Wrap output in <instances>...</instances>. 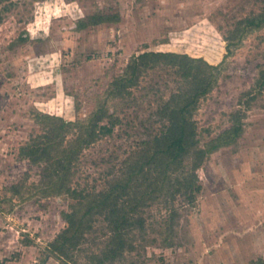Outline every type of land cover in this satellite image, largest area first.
<instances>
[{"label":"rangeland","instance_id":"obj_1","mask_svg":"<svg viewBox=\"0 0 264 264\" xmlns=\"http://www.w3.org/2000/svg\"><path fill=\"white\" fill-rule=\"evenodd\" d=\"M261 12L264 0H0V264H66L49 243L66 228L76 199L42 195L47 164L22 154L51 125L45 116L86 122L104 104L118 120L74 162L70 185L87 193L106 189L141 142L160 132L159 107L185 84L177 66L161 61L129 93L112 94L131 58L150 51L220 65L194 114L201 148L209 150L239 113L244 131L205 157L194 199L160 196L144 207L136 248L107 264L264 258V26L228 53L239 21ZM94 15L115 21L92 25ZM78 134L79 128L68 132L64 146ZM108 236L101 217L71 263L87 264Z\"/></svg>","mask_w":264,"mask_h":264},{"label":"trees","instance_id":"obj_2","mask_svg":"<svg viewBox=\"0 0 264 264\" xmlns=\"http://www.w3.org/2000/svg\"><path fill=\"white\" fill-rule=\"evenodd\" d=\"M114 18L94 15L90 23L97 25L115 21ZM79 26L84 28L86 24ZM263 26L264 12L240 20L232 32L234 40H230L228 53L232 51L230 45ZM161 61L177 66L185 84L159 107L157 115L163 123L160 132L141 142L140 148L124 161L120 174L109 182L106 189L87 193L70 185L73 165L81 151L101 134L111 133L118 121L112 120L104 104L86 122L45 116L51 125L46 126L44 134L22 148L23 155L31 157L34 162L44 161L47 164L38 186L42 195L68 194L76 199L71 211L66 214V228L49 243L50 251L66 264L77 261L76 252L101 217L107 225L109 236L99 253L89 255L87 264L113 263L126 252L133 251L136 248V230L141 233L145 231L144 207L160 196L184 194L194 199L199 189L195 174L205 157L234 143L244 131L243 116L239 113L232 126L214 140L209 150L200 147L194 114L201 99L217 81L216 72L220 71V65H212L187 54L150 51L134 55L124 75L114 81L112 94L124 96L129 93L142 73ZM259 83L264 87V73ZM108 118L111 121L102 124ZM73 128H79V134L68 146H64L66 135ZM12 188L18 190L21 186ZM254 264H264V258Z\"/></svg>","mask_w":264,"mask_h":264}]
</instances>
